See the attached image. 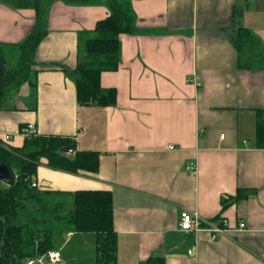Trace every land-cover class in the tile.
<instances>
[{
	"label": "crops",
	"instance_id": "crops-1",
	"mask_svg": "<svg viewBox=\"0 0 264 264\" xmlns=\"http://www.w3.org/2000/svg\"><path fill=\"white\" fill-rule=\"evenodd\" d=\"M43 1L41 22L34 8L0 1L9 68L21 60L14 44L46 31L29 79L0 108V137L10 133L7 145L22 146V129L33 123L40 134L74 136L79 150L98 151L99 168L71 172L42 159L36 188L60 191L63 212L73 199L61 191L110 190L116 264L157 255L165 264H264V0H120L135 30L120 35L119 68L101 72L102 86L117 89L109 106L81 104L74 73L81 38L109 15V0ZM233 23L255 38L242 50L228 35ZM192 161L196 171L187 168ZM239 189L246 196L237 198ZM183 211L198 213L204 227L182 230ZM78 233L60 234L61 257Z\"/></svg>",
	"mask_w": 264,
	"mask_h": 264
},
{
	"label": "trees",
	"instance_id": "trees-1",
	"mask_svg": "<svg viewBox=\"0 0 264 264\" xmlns=\"http://www.w3.org/2000/svg\"><path fill=\"white\" fill-rule=\"evenodd\" d=\"M0 1L14 7L34 8L38 21L44 18L43 0ZM109 5V15L97 22L91 36L81 38L74 71L81 104L109 106L117 101V89L103 87L100 75L102 71L119 68L120 35L133 32L135 26L127 2L109 0ZM231 29L228 35L239 50L244 42L255 39L248 27L233 23ZM45 35L46 31L37 27L22 42L14 44L21 49L16 68L8 67L3 50L5 43L0 41V108L12 90L29 79L37 47ZM258 116L257 140L264 145V109L258 111ZM42 159L54 168L71 172L94 173L99 168V152L79 150L74 136L39 133L26 137L22 146L0 141V163L6 164L12 174L9 184L0 181V264H25L30 257L58 249V235L70 230L95 233L96 264H116L118 243L111 191H61L73 199L72 208L63 212L66 203L55 197L60 191L40 190L32 185ZM244 196L246 193L239 189L237 198ZM227 204L223 199V208ZM146 264H165V258L157 255Z\"/></svg>",
	"mask_w": 264,
	"mask_h": 264
},
{
	"label": "built area",
	"instance_id": "built-area-1",
	"mask_svg": "<svg viewBox=\"0 0 264 264\" xmlns=\"http://www.w3.org/2000/svg\"><path fill=\"white\" fill-rule=\"evenodd\" d=\"M189 81L195 80V78H189ZM23 134L25 137H32L34 135L39 134L35 124L33 123H28L26 124L23 129H22ZM11 139V134L6 133L4 137H0V141L4 144H8ZM170 148H174V144L169 145ZM72 153H75V150L72 151ZM187 168L192 171H196L197 169V162L192 161L188 164ZM33 186H37V183L35 180L32 182ZM180 228L184 231L187 232H197L201 230L203 226V219L198 215V213H193L191 211H183L181 213V218L179 222ZM241 227H244L245 224L241 223ZM211 231L214 233L222 232L224 231L223 227H217V226H212ZM25 264H64V262L61 261V253L59 250H50L48 253L43 254V255H37L35 257H30L26 260Z\"/></svg>",
	"mask_w": 264,
	"mask_h": 264
},
{
	"label": "rangeland",
	"instance_id": "rangeland-1",
	"mask_svg": "<svg viewBox=\"0 0 264 264\" xmlns=\"http://www.w3.org/2000/svg\"><path fill=\"white\" fill-rule=\"evenodd\" d=\"M67 239L64 235L63 240ZM61 235H58V246L61 245ZM95 238L92 233H78L67 241H64L61 247V261L66 264H96L95 263Z\"/></svg>",
	"mask_w": 264,
	"mask_h": 264
},
{
	"label": "water",
	"instance_id": "water-1",
	"mask_svg": "<svg viewBox=\"0 0 264 264\" xmlns=\"http://www.w3.org/2000/svg\"><path fill=\"white\" fill-rule=\"evenodd\" d=\"M12 180V174L10 168L3 163H0V181L9 184Z\"/></svg>",
	"mask_w": 264,
	"mask_h": 264
}]
</instances>
